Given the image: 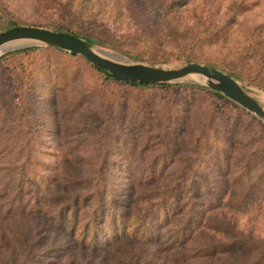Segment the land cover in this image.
Masks as SVG:
<instances>
[{
	"label": "rangeland",
	"instance_id": "rangeland-1",
	"mask_svg": "<svg viewBox=\"0 0 264 264\" xmlns=\"http://www.w3.org/2000/svg\"><path fill=\"white\" fill-rule=\"evenodd\" d=\"M13 26L67 31L148 65L205 64L233 76L252 95L264 96V0H0V31ZM64 54L33 52L0 62V107L22 97L18 104L26 120L11 127L30 133V163L37 170L32 179L42 199L49 196L51 179L80 176L76 165L103 166L117 190L143 179L175 184L178 206H191L210 242L241 246L218 254L213 264L250 263L264 251V136L245 111L191 85L136 89L105 80L83 59ZM59 70L70 77V86L58 80ZM4 112L0 150L17 148L20 141H6ZM10 162L11 157H0V165ZM121 189L116 195L131 203L133 190L125 197ZM180 207L173 219L168 212L167 229ZM157 208L144 212L150 214L144 230L150 239L162 231L166 236ZM118 209L125 218L138 211ZM44 216L33 225V258L26 264L112 263L105 249L83 248L52 231ZM16 223V229L25 228ZM161 242L136 247L141 264H179Z\"/></svg>",
	"mask_w": 264,
	"mask_h": 264
},
{
	"label": "trees",
	"instance_id": "trees-1",
	"mask_svg": "<svg viewBox=\"0 0 264 264\" xmlns=\"http://www.w3.org/2000/svg\"><path fill=\"white\" fill-rule=\"evenodd\" d=\"M89 41V40H88ZM92 42V41H90ZM33 52L48 53L54 56L63 53L51 49L26 48L3 55L0 62L9 55L26 54ZM71 58L76 56L64 54ZM85 67L101 75L105 80H112L115 83H121L132 88L143 89H164L174 86H150L136 83H129L114 79L105 72L89 66L82 61ZM59 65L58 62H55ZM58 80L63 85L70 86V77L65 72L59 70ZM191 89L201 90L215 97L217 100L232 105L222 96L206 92L203 88L189 87ZM60 92L56 89L55 93ZM21 96L14 98L11 104L0 107V113H3L2 127H7L6 133L9 135L8 140H17L22 144L17 148H6L0 150V157L7 159L11 157L12 162L0 165V264H26L29 258H33V244H29L32 237L37 233L33 225L39 221V217L44 216L47 226L52 224L51 230H57L66 234L77 244L91 250H103L110 262L113 264H141L140 249L137 246L145 247L150 242L160 243L164 251L170 254L179 264H187V261L197 260L205 264H213L218 254L229 251H237L241 246L236 244H215L208 240L209 236L205 231L200 230L193 220L194 214L191 206H178L180 200L175 190V184L169 185L155 179L140 180L125 184L126 189H121L123 196L127 197L129 191L131 203L117 196L118 190L112 187V183L106 178L103 166L87 167L76 165L81 172L80 176L72 179H51L52 188L49 190V196L42 199L40 187L35 184L32 175H37L36 168L31 165L33 158L30 133L23 127L19 131H12L15 124H24L26 120L25 108L18 103ZM119 100V98H118ZM21 104V103H20ZM119 115H122L121 102L118 104ZM137 107L140 108L139 105ZM235 109L240 110L238 107ZM104 113V112H103ZM105 114V113H104ZM246 116L259 127V131L264 136V125L252 118L246 113ZM108 125L109 120L104 121ZM25 127V126H24ZM263 139V138H262ZM32 148V149H31ZM153 169V167H151ZM90 171V173H87ZM87 174L86 176H84ZM47 185V183H45ZM192 188V182L186 184ZM134 206L138 211L132 213L129 218L121 214L118 207ZM158 208H157V207ZM180 207L177 214L178 219L167 229L171 222L167 221L168 212L172 216ZM157 208L161 215L164 216L165 235L158 233L155 238L150 239L145 233V226H148V216ZM142 210V212H139ZM147 216H146V215ZM126 221V222H125ZM23 223L24 229H16V223ZM5 226V228H4ZM7 226H12L14 233L10 232ZM10 233L13 237L8 235ZM46 237V236H45ZM39 239V242L44 241ZM203 240V242H201ZM20 246H25L21 248ZM256 249L257 248H253ZM17 251L19 253H17ZM20 259V260H19ZM264 260L263 249L258 250L255 258L250 263L242 264H262ZM19 261V262H18ZM111 263V264H112ZM143 263V262H142Z\"/></svg>",
	"mask_w": 264,
	"mask_h": 264
},
{
	"label": "water",
	"instance_id": "water-1",
	"mask_svg": "<svg viewBox=\"0 0 264 264\" xmlns=\"http://www.w3.org/2000/svg\"><path fill=\"white\" fill-rule=\"evenodd\" d=\"M26 48H47L83 59L120 81L150 86L191 85L218 94L264 124V107L233 76L214 67L187 63L161 67L134 61L67 31L13 26L0 31V56ZM103 50L114 54L106 53Z\"/></svg>",
	"mask_w": 264,
	"mask_h": 264
},
{
	"label": "bare ground",
	"instance_id": "bare-ground-1",
	"mask_svg": "<svg viewBox=\"0 0 264 264\" xmlns=\"http://www.w3.org/2000/svg\"><path fill=\"white\" fill-rule=\"evenodd\" d=\"M104 52L106 51V50H103ZM106 53H110V54H114V53H112V52H109V51H106ZM249 91V90H248ZM252 94H254V93H252V92H250L249 91V95L250 96H253L263 107H264V96H259V97H257V96H254V95H252Z\"/></svg>",
	"mask_w": 264,
	"mask_h": 264
}]
</instances>
